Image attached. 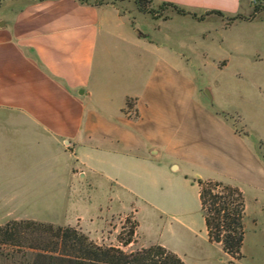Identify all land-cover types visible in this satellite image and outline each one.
<instances>
[{"label": "crops", "instance_id": "1", "mask_svg": "<svg viewBox=\"0 0 264 264\" xmlns=\"http://www.w3.org/2000/svg\"><path fill=\"white\" fill-rule=\"evenodd\" d=\"M150 3L174 10L147 18L128 0H0V225L25 219L97 230L106 218L80 211L84 190L97 187L139 197L160 219L159 155L167 152L211 157L208 174L193 180L234 185L264 213V138L216 93L203 107L186 94L187 67L213 59L207 47L237 50L222 31L264 18L225 24L248 16L252 0ZM222 60L226 68L229 55ZM125 214L141 246L180 255L145 239L140 208Z\"/></svg>", "mask_w": 264, "mask_h": 264}, {"label": "rangeland", "instance_id": "2", "mask_svg": "<svg viewBox=\"0 0 264 264\" xmlns=\"http://www.w3.org/2000/svg\"><path fill=\"white\" fill-rule=\"evenodd\" d=\"M128 1H133L138 6L135 0ZM252 4L258 7L256 16L264 18V0ZM141 7L143 10L140 11L147 18L159 15L166 18L168 16L164 11L174 10L173 7L164 5L152 7L150 2H143ZM232 20L234 19L227 18L225 24ZM221 34L224 40L237 50L218 45L217 42L207 47L206 52L213 59L207 57L199 60L200 64H196L197 66L187 67V79L193 83L190 84L192 89H187L186 94L199 96L203 107L208 106L211 93H216L225 109L240 112L255 135L264 138V60H261L264 59V25H237L222 31ZM225 55L230 58L226 68V60L217 65V59ZM159 156L166 168L163 192L159 196L160 202L167 209L166 216L163 215L160 219L151 217L149 207L144 205L139 197L136 198L119 187L113 188L110 193L102 187H97L84 190L85 202L80 211H83L85 218L91 214H99L106 218L105 221H102L97 230H90L89 233H85L78 226L71 227L80 229L90 240L101 246H118L130 252L143 246L135 235L133 242L125 247L121 246L119 234L125 238L129 227L137 223L132 214L121 213L128 212L131 207L140 208V233L146 240H164L179 251V256L185 264H229L228 257L221 249L207 241L198 202V189L193 182L194 178L208 174L211 157L204 155L199 158L196 154L179 152H167L164 155L161 153ZM172 162H175L177 167L171 168L169 165ZM253 199L251 194L246 192L242 257L235 264H264V213ZM89 218L92 222L83 221L86 227L92 225L95 220L93 217Z\"/></svg>", "mask_w": 264, "mask_h": 264}, {"label": "trees", "instance_id": "3", "mask_svg": "<svg viewBox=\"0 0 264 264\" xmlns=\"http://www.w3.org/2000/svg\"><path fill=\"white\" fill-rule=\"evenodd\" d=\"M137 8L150 0H135ZM101 2V0H98ZM176 11L185 14L181 9ZM258 7L248 16L236 14L231 19L252 20ZM220 14V12H216ZM221 15V14H220ZM198 202L207 241L218 246L235 264L242 256L245 235L243 192L234 185L212 179H195ZM137 223L118 240L125 247L133 242ZM0 264H185L175 252L158 244L126 252L118 246H101L78 228L54 226L33 220H11L0 225Z\"/></svg>", "mask_w": 264, "mask_h": 264}, {"label": "built area", "instance_id": "4", "mask_svg": "<svg viewBox=\"0 0 264 264\" xmlns=\"http://www.w3.org/2000/svg\"><path fill=\"white\" fill-rule=\"evenodd\" d=\"M252 2L256 4L258 2V0H252Z\"/></svg>", "mask_w": 264, "mask_h": 264}, {"label": "water", "instance_id": "5", "mask_svg": "<svg viewBox=\"0 0 264 264\" xmlns=\"http://www.w3.org/2000/svg\"><path fill=\"white\" fill-rule=\"evenodd\" d=\"M207 92V91H206ZM207 94H208V92H207Z\"/></svg>", "mask_w": 264, "mask_h": 264}]
</instances>
